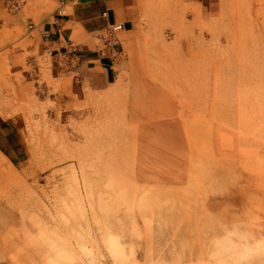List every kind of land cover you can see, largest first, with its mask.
<instances>
[{"label": "rangeland", "instance_id": "1", "mask_svg": "<svg viewBox=\"0 0 264 264\" xmlns=\"http://www.w3.org/2000/svg\"><path fill=\"white\" fill-rule=\"evenodd\" d=\"M141 12L144 80L117 96L0 50V264H118L109 227L123 264H264V0Z\"/></svg>", "mask_w": 264, "mask_h": 264}, {"label": "crops", "instance_id": "2", "mask_svg": "<svg viewBox=\"0 0 264 264\" xmlns=\"http://www.w3.org/2000/svg\"><path fill=\"white\" fill-rule=\"evenodd\" d=\"M7 1L0 0V50L16 44L44 56L52 77L61 78L65 65H75L73 98L81 92L86 102L117 96L128 83L144 80L143 0H15L21 3L15 12ZM156 122H138L137 127ZM9 132L8 123L0 120V151L7 157L14 154L6 148Z\"/></svg>", "mask_w": 264, "mask_h": 264}, {"label": "bare ground", "instance_id": "3", "mask_svg": "<svg viewBox=\"0 0 264 264\" xmlns=\"http://www.w3.org/2000/svg\"><path fill=\"white\" fill-rule=\"evenodd\" d=\"M78 160H80V159H78ZM83 161V160H82ZM80 162H81V160H80ZM67 220V219H66ZM78 220V219H77ZM96 220V219H95ZM98 220V219H97ZM100 220V219H99ZM89 221V220H88ZM84 222H87V221H84ZM81 223V222H80ZM99 223V222H98ZM73 224V223H72ZM82 224V223H81ZM91 224V223H90ZM62 225V224H61ZM74 225V224H73ZM85 225H87V224H85ZM84 225V226H85ZM96 226L98 225V224H95ZM103 225H105V224H103ZM81 226V225H80ZM88 226V225H87ZM93 226V225H92ZM67 227V226H66ZM74 227V226H73ZM73 227H71V228H73ZM90 227V226H89ZM100 228V227H99ZM107 228V227H106ZM73 229H75V227L73 228ZM101 229H103V228H101ZM101 229H100V231H101ZM11 230V229H10ZM15 230V229H14ZM81 230V229H80ZM79 230V231H80ZM98 229L96 228V231H97ZM106 230V229H105ZM72 231V230H71ZM83 231H85V229L83 230ZM88 231V230H87ZM86 231V232H87ZM92 231H94V230H92ZM104 231V230H103ZM107 232H106V241L108 242V246H109V248H110V250H109V252H110V254H112L113 255V258L115 259V261L116 260H118V264H123V261H124V258L126 257V260H127V255H128V253H126V249H125V247H124V245L123 244H121V243H119V239H120V237H117V235L116 234H118L119 235V233H116L112 228H107V230H106ZM12 232V231H11ZM95 232V231H94ZM16 233V232H15ZM73 233H75V232H73ZM72 233V234H73ZM14 234V233H13ZM17 234V233H16ZM86 234L87 233H85V236H86ZM91 234V233H90ZM123 234V233H122ZM84 235V234H83ZM82 235V236H83ZM92 235V234H91ZM101 236V235H100ZM120 236V235H119ZM122 236V235H121ZM71 237V236H70ZM87 237V236H86ZM89 237V236H88ZM94 237V236H93ZM8 238H10V237H8ZM74 238V237H73ZM72 238V239H73ZM83 238V237H82ZM100 238H102V237H100ZM76 239H78V238H76ZM88 239V238H87ZM105 239V238H104ZM124 239H126V238H124ZM9 240V239H8ZM8 240L6 239V241L8 242ZM89 240V239H88ZM91 240V239H90ZM103 240V239H102ZM5 241V243H7ZM28 241V240H27ZM70 242H71V240H70ZM90 242V241H89ZM103 242H105V241H103ZM77 243V242H76ZM87 244H88V242H86ZM101 243V242H100ZM29 244V243H28ZM104 244V243H103ZM77 245V244H76ZM91 245V244H90ZM102 245V244H101ZM133 245H134V243H131V246H132V248H131V251H130V253L129 254H131V255H134V249H133ZM81 246V245H80ZM105 246H107V244H105ZM107 246V247H108ZM128 246V245H127ZM68 247V246H67ZM76 247V246H75ZM93 247V246H92ZM91 247V249H93ZM101 247V246H100ZM107 247H103V248H107ZM72 248V247H71ZM87 248V247H86ZM89 248H90V246H89ZM89 248H87L88 250H90ZM108 248V249H109ZM102 249V248H101ZM77 250V249H76ZM75 250V251H76ZM62 251V250H61ZM104 251V250H103ZM107 251V250H106ZM70 252H71V249H70ZM86 253V252H85ZM104 253H105V251H104ZM107 253V252H106ZM78 254H79V252H78ZM89 254V253H88ZM91 254H92V252H91ZM110 254H107L108 255V257L110 258ZM71 255V254H70ZM93 255V254H92ZM76 256V255H75ZM80 256H82V255H80ZM90 256V255H89ZM59 257V256H58ZM74 257V256H73ZM56 258H57V256H56ZM54 259H55V257H54ZM60 258H58L57 260H59ZM70 259V258H69ZM111 259H112V257H111ZM105 260V259H104ZM63 261V259L61 260V262ZM99 261V260H98ZM60 262V261H59ZM59 262H57L58 264H59ZM68 262V261H67ZM109 263H110V261H108ZM113 262V261H112ZM56 263V262H55ZM54 263V264H55ZM65 263V262H64ZM100 263V262H99ZM114 263V262H113ZM127 264V263H126Z\"/></svg>", "mask_w": 264, "mask_h": 264}, {"label": "built area", "instance_id": "4", "mask_svg": "<svg viewBox=\"0 0 264 264\" xmlns=\"http://www.w3.org/2000/svg\"><path fill=\"white\" fill-rule=\"evenodd\" d=\"M8 4H9L10 7H17L18 6V1L8 0Z\"/></svg>", "mask_w": 264, "mask_h": 264}]
</instances>
